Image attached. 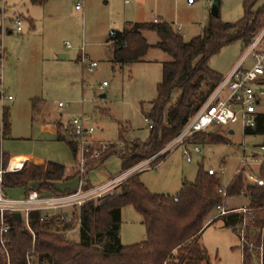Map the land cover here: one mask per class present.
I'll use <instances>...</instances> for the list:
<instances>
[{"label": "rangeland", "instance_id": "374dc122", "mask_svg": "<svg viewBox=\"0 0 264 264\" xmlns=\"http://www.w3.org/2000/svg\"><path fill=\"white\" fill-rule=\"evenodd\" d=\"M77 1L50 0L40 6L29 0H0V8L5 7L6 10L5 25L13 30L0 36V52L4 51L3 66H0V121L2 106L8 107L11 136L17 139L31 135L30 117L25 118L24 113L28 115L31 112L35 104L32 98L37 97L38 103L44 105L48 112L47 121L62 120L67 125L75 116H90L95 127L92 139L96 144L116 145L120 151L118 138L121 129L127 141L145 142L151 126L145 112L157 96L163 59L169 60L170 57L152 48L146 61L113 64L110 60L113 44L108 42L109 37L115 30L123 31L136 22H154L159 17L173 26L181 25L182 35L188 41L203 33L210 19L213 0H130L129 3L125 0H85L81 11L75 9ZM262 5L264 0H259L255 7ZM219 7L220 18L225 22H237L244 15L243 0H221ZM13 14H22L23 31L20 33L9 20ZM29 16L34 20V27ZM263 31L264 28L258 35ZM145 36L151 44L159 40L153 31L145 32ZM66 42L70 47L65 46ZM82 47L89 60L98 63L92 72L79 60ZM248 49L242 41L225 45L210 58L209 66L225 78ZM250 62L249 59L246 65ZM104 81L107 85L102 86ZM102 94L106 96L101 97ZM59 102L65 106L59 107ZM260 110L264 111V99ZM230 128L234 134L228 136L229 144L202 145V153H194L192 162L186 160L184 149L178 147L168 152L156 166L147 165L133 175L143 170L140 178L145 186L151 192L166 195L176 194L185 181L194 182L200 164L206 170L220 174L222 166H225V173L220 177L226 183L238 166L243 146L250 148L264 142V134L244 135L238 124ZM63 129L71 131L68 126H63ZM87 156L90 164L101 158L92 157V150ZM80 158L79 154L67 172L77 174ZM4 161L8 163L5 157ZM90 167H86L89 173L86 181L95 187L122 173V162L117 154L111 155L102 167L92 171ZM116 189L117 186L103 195L114 193ZM227 203L228 207H239L247 204V200L232 196ZM74 213L77 212L74 210ZM215 214L213 210L209 218ZM55 225L50 224L48 229L63 233ZM119 234L124 245L146 239L141 216L132 206L122 209ZM69 239L78 240L71 235ZM197 241L208 252V264H242L239 232L225 226L222 218H216L205 226Z\"/></svg>", "mask_w": 264, "mask_h": 264}, {"label": "trees", "instance_id": "16d2710c", "mask_svg": "<svg viewBox=\"0 0 264 264\" xmlns=\"http://www.w3.org/2000/svg\"><path fill=\"white\" fill-rule=\"evenodd\" d=\"M50 0H30L33 5H45ZM259 0H243L244 15L237 22H225L210 15L203 33L186 41L172 24L136 22L123 31H113L109 41L113 44L111 61L114 64H133L145 61L151 48L161 49L170 59L162 64V79L157 85V96L150 102L146 119L151 121L149 138L145 142L127 141L120 130L118 142L124 148L117 150L112 145L100 161L90 164V171L104 165L107 159L117 154L122 162V172L153 158L149 166H156L170 151L162 150L181 132L186 123L198 112L211 96L223 76L209 66L210 58L225 45L242 41L247 47L264 28V5L256 8ZM221 0H219L220 6ZM0 8V16H1ZM145 31H153L159 40L150 44ZM1 33V27H0ZM11 122L8 108H3L2 131L10 133ZM58 139L65 141L75 159L79 145L73 131L58 126ZM245 135L264 134V113L258 117L255 129ZM230 130L222 127L199 134L194 143L229 144ZM264 144V143H263ZM3 170L7 162L3 160ZM143 171L128 177L116 191L98 201H87L80 208L81 226L78 240L65 238L61 232L48 229L50 224L64 223L56 219L40 221V213L31 217L30 232L23 221L8 214L12 228L8 234L11 264H26V254L33 242L39 254L37 264H204L208 252L197 241V236L210 225V214L221 202L218 188L221 185L216 173H210L199 165L194 182H183L174 195L151 192L142 182ZM258 175L261 184H250L242 175L234 177L228 187L229 197L242 196L244 206L253 209L249 216L247 238L255 246H264V162ZM77 179L78 174H67L65 165L46 161L30 163L21 172H4L0 180V193L6 189L23 188L26 192L38 191L42 195H61L72 190H60L57 184ZM76 189V188H75ZM74 189V190H75ZM73 190V191H74ZM132 206L141 216L146 229V239L140 243L124 245L120 239L122 209ZM224 225L236 231L243 221V214L220 217ZM210 222V223H209ZM74 223H64V228H73ZM59 231V230H58ZM258 250L245 248L243 264H254ZM264 261V253H263ZM0 264H6L0 254ZM208 264V262L206 263Z\"/></svg>", "mask_w": 264, "mask_h": 264}, {"label": "built area", "instance_id": "2783aa9c", "mask_svg": "<svg viewBox=\"0 0 264 264\" xmlns=\"http://www.w3.org/2000/svg\"><path fill=\"white\" fill-rule=\"evenodd\" d=\"M84 3L85 0H78L75 8L78 10L82 9ZM11 22L16 25L17 32L20 33L23 31L20 17H13ZM176 30L181 33V26L178 25ZM65 46L70 47V44L66 42ZM80 51L81 62L84 64L85 68L90 72L94 71L98 63L89 60L83 47ZM249 59L251 62L249 65H246ZM2 62L3 58L1 57L0 66H2ZM105 85H107L106 81L103 82L102 86ZM262 99H264V31L253 40L248 51L241 58L237 66L221 80L203 106L186 123L181 132L162 150V152L182 147L186 160L192 162L194 153H202L201 146L194 143V139L199 134L213 131L218 127L230 130V126L235 124L242 127L243 133H245L246 130L255 129L258 124L259 115L264 113V111L260 110ZM59 106L64 107L65 104L59 102ZM66 126L71 128L77 138L79 154L81 155L80 161L77 164L78 183L76 189L71 193L61 195H42L38 191L32 190L21 198H11L0 193V254L2 258L5 259L6 264H11L10 252L7 244L9 240L8 234L12 225L11 222L7 220L8 214L13 215L14 213H20L21 221H23L26 228L33 234L31 217L34 212L40 213V221L56 219L64 223H75L76 228L80 229V208L85 202L92 200L98 201L100 198L107 195H103L104 193L110 191L115 186L118 187L128 177L133 175V172L145 168L147 165L149 166L153 159L150 158L142 164L122 172L106 184L96 187L90 186L86 181L89 174L86 171L89 162L87 153L92 150V157H99L106 152L110 146L104 142H99V144L94 142L92 135L95 132V127L92 124L90 116L84 114L76 116L72 118ZM121 148H124L122 142ZM263 162L264 144L256 149L243 146L242 154L233 176L226 183L221 182L218 188L221 202L215 206L214 211L216 214L210 220L211 222L216 218L234 213L243 214V221L238 231L241 244L242 264L244 263L246 247L258 250L253 257L254 264H264V246H255L247 238L248 218L252 214L253 209L246 206L232 209L227 208V201L229 198L228 187L234 177L238 175H242L245 181L250 184H261L262 179L258 175V171ZM9 166H7L5 170L0 168V180L5 171L10 172ZM222 167L221 174H224L225 166ZM210 173L216 172L211 170ZM216 174L220 178L221 174ZM65 208H73L77 213L69 214L62 212ZM63 234L65 238L70 237L69 231H65ZM38 258L39 254L33 242L32 248L26 254V264H37Z\"/></svg>", "mask_w": 264, "mask_h": 264}, {"label": "crops", "instance_id": "0c3cea01", "mask_svg": "<svg viewBox=\"0 0 264 264\" xmlns=\"http://www.w3.org/2000/svg\"><path fill=\"white\" fill-rule=\"evenodd\" d=\"M125 1L127 3L130 2V0H125ZM84 5H85V3H84ZM40 6H44V5H40ZM4 8H3V11L1 8L3 15L1 13V16H0V27H1L0 36H2L6 32H8V33L13 32L12 29H9V27H7L5 25V21H6L7 16H6V10ZM83 8H84V6H83ZM83 8L80 10H78L76 8L75 9L78 11H81V10H83ZM17 16L21 18L22 14H21V16L13 14L11 17H9V20L11 21V19L13 17H17ZM29 20H30L31 25L34 27L35 26L33 24L34 20L30 16H29ZM159 20H160V18L158 17V19H156L154 22H157ZM173 27L176 29L178 26L177 27L173 26ZM181 28H182V26H181ZM145 32H147V31H145ZM145 32H144V36H145ZM181 34H182V32H181ZM153 44H155V43H153ZM151 49H149V51ZM155 49H158V48H155ZM158 50H161V49H158ZM112 52H113V48L111 50L110 60L112 59ZM0 54H1L0 58L1 57L3 58L4 51L1 50ZM147 56H148V53L146 54V56L144 58L145 61H146ZM79 60H81V55L79 57ZM166 61H168V58L163 59V62H166ZM237 64L235 66H237ZM2 66H3V64H2ZM0 77H1V75H0ZM105 96H106L105 94L101 95V97H105ZM0 97H1V94H0ZM9 97H11V96H8V98ZM37 99H38L37 97L32 98L33 104H34V102H35V104L32 105L31 112L28 113V115H26V113H24L25 118L30 117V124H31V129H32L31 135H28L26 137H19V138L15 139L11 136L10 133L7 136L3 135L2 113H1V121H0V133H1L0 134V168L3 169L2 164H3L4 157H5L8 160L7 166H9V165L11 166L12 164L17 163V164L21 165V167H22L21 171H23L30 163L42 164L46 161H54V162L63 164L66 166L67 170L70 171L69 166H71L73 163H75L76 159H75L74 154H73L72 150L70 149L69 145L65 141L58 139V133H57L58 126L63 127L66 125L63 123L62 120H60V121L59 120L47 121V119L45 117L48 116V112L46 111L44 105H42L41 103H38ZM9 100H12V99L9 98ZM58 106H59V104H58ZM3 108H5V106H2V112H3ZM6 108H8V107H6ZM61 108H63V107H61ZM61 116H63V115L61 114ZM231 130L232 129H230V131ZM233 134H234V130H233ZM253 136H256V135H253ZM8 139L9 140L12 139V141H9ZM263 143L253 144L252 147H250V149H256L260 145H262ZM200 146H202V145H200ZM224 164L226 165L225 161H224ZM102 166H104V165H101L99 167H102ZM99 167H97V168H99ZM97 168H94V169H97ZM14 173H17V172H14ZM67 174H73V173L67 172ZM219 179H220V182H223L221 177ZM77 183H78L77 179L74 178V179H71V180L57 184V188L60 190L69 189V190L73 191L76 188ZM91 186H93V185H91ZM27 193L28 192H26V190L23 188H11V189H6L4 192H2L3 195H5L7 197H11V198H21ZM240 197H242V196H240ZM239 207H241V206H239ZM227 208L232 209V208H238V207H228L227 206ZM62 212L73 214L74 209L73 208H65L64 210H62ZM141 223H142V220H141ZM54 224H57L55 226H58L59 228H61L62 232L69 231L70 235L72 237L79 238V229L76 228V225H74L73 228H68V229L63 230L64 223L60 224V223L56 222Z\"/></svg>", "mask_w": 264, "mask_h": 264}, {"label": "water", "instance_id": "95a60500", "mask_svg": "<svg viewBox=\"0 0 264 264\" xmlns=\"http://www.w3.org/2000/svg\"><path fill=\"white\" fill-rule=\"evenodd\" d=\"M193 0H189V2H192ZM210 12L213 16L218 17L220 14V7H219V0H213V4L211 6ZM231 134H233V130L230 131ZM19 221H21V214L20 213H14L13 214Z\"/></svg>", "mask_w": 264, "mask_h": 264}, {"label": "bare ground", "instance_id": "6f19581e", "mask_svg": "<svg viewBox=\"0 0 264 264\" xmlns=\"http://www.w3.org/2000/svg\"><path fill=\"white\" fill-rule=\"evenodd\" d=\"M18 165H19V164H17V163H16V164H12L11 167L9 166V171H10V172H20L21 169H22V167H19ZM16 166H18V170H16V169H17ZM13 170H14V171H13Z\"/></svg>", "mask_w": 264, "mask_h": 264}]
</instances>
